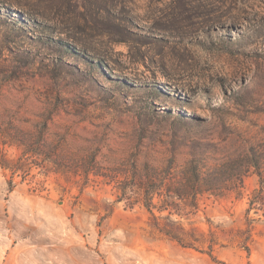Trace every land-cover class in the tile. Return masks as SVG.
<instances>
[{"label": "rangeland", "instance_id": "374dc122", "mask_svg": "<svg viewBox=\"0 0 264 264\" xmlns=\"http://www.w3.org/2000/svg\"><path fill=\"white\" fill-rule=\"evenodd\" d=\"M263 150L264 0H0V264H264Z\"/></svg>", "mask_w": 264, "mask_h": 264}, {"label": "trees", "instance_id": "16d2710c", "mask_svg": "<svg viewBox=\"0 0 264 264\" xmlns=\"http://www.w3.org/2000/svg\"><path fill=\"white\" fill-rule=\"evenodd\" d=\"M249 156L250 159H248V162L245 164V166L247 168L255 169V172L261 178L262 173L264 172V153H261L259 155L250 154ZM238 163L239 162L237 159H231L226 163H223V165L208 169L203 166L201 160H198L197 158L190 159V161L185 165L186 167L183 171V177L174 182L175 185L173 184L174 197L179 200H184L188 196H191L192 199H195L198 194L204 193L218 196L221 190L220 188L222 187L221 176L224 174L227 175L236 172V168H240V164ZM1 166L4 167L5 165L3 166V164L1 163ZM238 172L239 173L237 174L240 176V174L242 173L241 171ZM229 179L230 178L228 175V180ZM147 208L151 209L152 205H147ZM163 234L170 239L181 243V240L178 239V237L170 235L167 232H163Z\"/></svg>", "mask_w": 264, "mask_h": 264}]
</instances>
